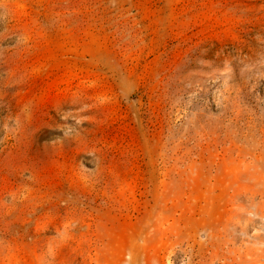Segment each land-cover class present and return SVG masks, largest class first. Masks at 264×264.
Wrapping results in <instances>:
<instances>
[{
    "label": "rangeland",
    "instance_id": "rangeland-1",
    "mask_svg": "<svg viewBox=\"0 0 264 264\" xmlns=\"http://www.w3.org/2000/svg\"><path fill=\"white\" fill-rule=\"evenodd\" d=\"M0 264H264V0H0Z\"/></svg>",
    "mask_w": 264,
    "mask_h": 264
}]
</instances>
